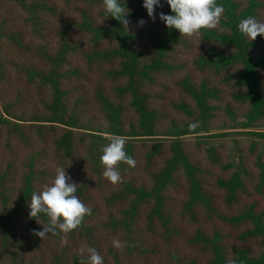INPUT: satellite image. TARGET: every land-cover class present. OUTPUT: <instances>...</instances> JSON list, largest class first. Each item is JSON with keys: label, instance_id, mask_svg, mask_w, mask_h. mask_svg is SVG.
Listing matches in <instances>:
<instances>
[{"label": "trees", "instance_id": "trees-1", "mask_svg": "<svg viewBox=\"0 0 264 264\" xmlns=\"http://www.w3.org/2000/svg\"><path fill=\"white\" fill-rule=\"evenodd\" d=\"M120 3L128 29L103 0H0V264H87L82 246L104 264H264V36L238 29L264 0H216L198 38L159 19L166 0L154 22ZM112 135L136 160L116 185ZM57 167L92 210L66 246L32 234L27 206Z\"/></svg>", "mask_w": 264, "mask_h": 264}, {"label": "clouds", "instance_id": "clouds-1", "mask_svg": "<svg viewBox=\"0 0 264 264\" xmlns=\"http://www.w3.org/2000/svg\"><path fill=\"white\" fill-rule=\"evenodd\" d=\"M170 6L172 15L159 13V19L166 27L179 30L181 36L188 38H198L202 29H216L225 11L222 5H217L216 0H166ZM143 7L147 10L148 16L156 19V8L163 7L160 0H144ZM103 10L106 17L111 16L128 29L131 21L126 17L130 15V9L122 6L120 0H103ZM146 23L143 19L138 21L139 26ZM239 31L250 41H254L257 36H264V22L258 21L255 17H248L239 22ZM199 124L193 122L189 124V131H194ZM110 143L103 149L100 156V163L104 167L103 176L113 185L123 182V177L119 171L120 163L128 165L130 168L136 167V160L125 151L126 137L112 135L109 137ZM56 175L50 185H44L42 190L33 191L30 203V218H35L43 225L42 230H32V234L38 236L42 241L48 236L60 235L62 246L68 243V234L78 229L85 216H90L92 210L85 205L76 195L77 185L71 181V177L64 167L55 169ZM44 214L48 218L44 224L38 218ZM112 245L119 251H123L125 243L119 239H113ZM134 246V245H132ZM81 255L87 253V264H104L103 257L93 247L82 246L79 250ZM84 264V261H81Z\"/></svg>", "mask_w": 264, "mask_h": 264}]
</instances>
